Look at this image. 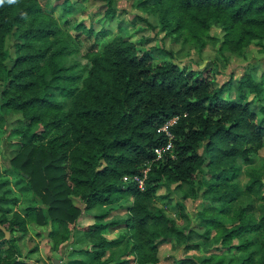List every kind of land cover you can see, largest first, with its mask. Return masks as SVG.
Listing matches in <instances>:
<instances>
[{"label":"trees","instance_id":"1","mask_svg":"<svg viewBox=\"0 0 264 264\" xmlns=\"http://www.w3.org/2000/svg\"><path fill=\"white\" fill-rule=\"evenodd\" d=\"M42 1L0 5V117L20 113L26 121L11 130L21 135L20 149L5 170L0 167V224L12 237L6 240L0 229V264H31L22 259L13 236L28 232V219L49 226L57 242L59 230L66 229L65 241L73 236L74 246L91 244L90 250L73 248L88 260L69 264H158L161 244L198 247L189 244L192 238L208 239L213 232L222 248L236 253L189 257L179 264H264V166L249 167L248 182L241 180L244 167L254 165L264 148V105L246 94L264 103V75L257 81L249 74L235 80L232 74L214 87L216 81L205 70L186 71L172 61L156 64L150 50L123 32L101 50L86 52L82 64L75 39ZM56 1L69 16L74 1ZM105 1L107 18L113 20V0ZM149 4L175 43L194 42L205 49L217 27L223 32L222 54L243 56L254 42L264 49V0H145L139 6ZM15 31L19 42L12 57L8 40ZM109 34L104 30L97 38ZM233 91L235 98L227 100ZM174 118L173 149L157 161L155 150L167 145L158 130ZM146 170L144 190L124 181ZM164 184L176 185L175 193L184 200L202 198L212 204L209 215L204 210L198 215L203 236L192 230L183 202L178 203L183 225L157 207ZM72 196L83 201L84 210ZM127 197L133 204L121 221L77 226L92 210L102 208L108 215ZM21 202L26 207L18 212ZM229 218L231 224L225 221ZM119 227L127 229L125 255H134L132 261L121 260L116 251L104 260L119 244L103 233ZM236 239L239 245L231 246Z\"/></svg>","mask_w":264,"mask_h":264},{"label":"rangeland","instance_id":"2","mask_svg":"<svg viewBox=\"0 0 264 264\" xmlns=\"http://www.w3.org/2000/svg\"><path fill=\"white\" fill-rule=\"evenodd\" d=\"M74 8L69 16L65 15L62 7H56L57 1H51L46 4V0L42 1V5L53 11L54 17L59 21L63 30L75 39V43L79 48L76 57L82 64L87 63L83 55L90 49L101 50L114 35L123 32L132 42L143 50H150L153 54L155 63L163 61H172L181 68L189 71L205 70L206 76L214 79V87L222 85L234 75L235 80H240L243 75H251L257 81H260L264 75V49L256 42L251 44L245 51L243 56H236L229 52L222 54L220 52L221 40L223 32L220 28L213 27L211 29V39L205 49H199L194 42L187 45L175 43L170 37L161 30L158 23L157 10L153 9L149 4L147 9L139 6L145 0H113V7L116 14L113 20L107 18V1L105 0H73ZM69 21L67 28H64L66 21ZM83 26L84 29H77L76 26ZM104 30L110 32L109 35L98 37L97 35ZM91 31L92 33H88ZM18 33L15 31L8 40V48L12 57L15 55V45L18 43ZM163 51H173L177 53L175 57L167 56ZM9 64H12L10 61ZM4 84V79L0 77V90ZM248 99L259 105V102L253 95L246 93ZM235 91L226 94L227 100L234 99ZM26 125V121L20 113H7L6 118L0 117V167L5 170L9 166V159L16 155L20 149L21 135L10 134L11 130ZM37 127L34 131H39ZM264 166V148L256 157L254 165L244 167L241 176L243 183H247L249 178L247 175L248 168L262 169ZM206 170V168H205ZM206 177L207 176H203ZM4 178V177H3ZM12 179V178H11ZM4 180V179H3ZM10 185H13V181ZM176 185L169 186L164 184L158 191V199H155L157 207H163L166 214L177 220L179 225H183L184 220L181 218V209L178 203H184L187 207V214L190 217V226L192 230L198 232L200 236L205 234V229L200 226V211H205L209 215L213 206L205 199L197 198L196 200L182 198L181 192L174 191ZM201 196V193H199ZM74 204L84 210L85 205L80 198L72 196ZM15 207L20 212L25 209V202ZM132 197H127L120 202V205L113 207L112 211L106 215L103 209H95L89 212L83 220L79 221L77 226L92 227L96 223H110L112 221H121L129 215L132 207ZM98 216V218H97ZM100 216V217H99ZM227 224H231V218L225 220ZM31 219H28V232L25 235L19 233L13 234L15 244L20 248L22 259L31 264H54L55 260H59L61 264H69L70 260H88V255H79L74 252L76 248L91 249V244L86 242L82 245H73V236L69 240H64L66 229L59 230V242L55 238L49 236L50 227L40 226ZM108 241H117L119 246L108 251L104 260L111 257V253L116 251L121 255V260H134V255H125L127 251L125 242L128 238L127 229L119 227L118 230L109 229L103 233ZM215 232L211 233L208 239L202 237H193L189 244H197L198 247L186 248L178 246L176 243H165L158 246L156 256L159 260L158 264H179L184 258L216 259L222 253H236V250H226L222 248L220 243L214 239ZM12 238V237H11ZM249 237H247L248 239ZM63 240V241H62ZM239 245V239L232 242L231 246ZM132 247V246H131ZM130 247V248H131ZM118 250V251H117ZM114 255L112 256L113 260ZM133 262H131L132 264ZM214 261L211 264H216ZM110 264H117L116 261Z\"/></svg>","mask_w":264,"mask_h":264},{"label":"built area","instance_id":"3","mask_svg":"<svg viewBox=\"0 0 264 264\" xmlns=\"http://www.w3.org/2000/svg\"><path fill=\"white\" fill-rule=\"evenodd\" d=\"M178 118H174L172 120H170L169 122L165 123L159 130L158 132L161 134H164L166 139H167V145L163 148H158L155 150L156 153V160H162L164 157V154L167 152H171L173 149V139H174V134L172 132V128L174 127V125L177 123ZM147 173L148 170L144 171V175L138 176L135 175L133 177H125L124 181L128 182V181H133L138 183L139 187L144 190L145 188V180L147 178Z\"/></svg>","mask_w":264,"mask_h":264},{"label":"water","instance_id":"4","mask_svg":"<svg viewBox=\"0 0 264 264\" xmlns=\"http://www.w3.org/2000/svg\"><path fill=\"white\" fill-rule=\"evenodd\" d=\"M0 229L5 233V239L9 240L11 238V232L8 231L4 226L0 224ZM54 264H61L59 260H55Z\"/></svg>","mask_w":264,"mask_h":264},{"label":"clouds","instance_id":"5","mask_svg":"<svg viewBox=\"0 0 264 264\" xmlns=\"http://www.w3.org/2000/svg\"><path fill=\"white\" fill-rule=\"evenodd\" d=\"M9 4H14L17 2V0H7ZM5 3V0H0V5H3Z\"/></svg>","mask_w":264,"mask_h":264}]
</instances>
